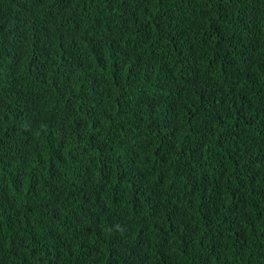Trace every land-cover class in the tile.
<instances>
[{"label":"trees","instance_id":"obj_1","mask_svg":"<svg viewBox=\"0 0 264 264\" xmlns=\"http://www.w3.org/2000/svg\"><path fill=\"white\" fill-rule=\"evenodd\" d=\"M0 264H264V0H0Z\"/></svg>","mask_w":264,"mask_h":264}]
</instances>
